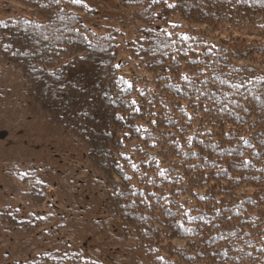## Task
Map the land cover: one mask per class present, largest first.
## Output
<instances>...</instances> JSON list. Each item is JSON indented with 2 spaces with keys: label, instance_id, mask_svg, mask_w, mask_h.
I'll return each instance as SVG.
<instances>
[{
  "label": "trees",
  "instance_id": "trees-1",
  "mask_svg": "<svg viewBox=\"0 0 264 264\" xmlns=\"http://www.w3.org/2000/svg\"><path fill=\"white\" fill-rule=\"evenodd\" d=\"M0 11V264H102L15 255L26 222L7 182L52 164L94 174L147 264H264V0Z\"/></svg>",
  "mask_w": 264,
  "mask_h": 264
},
{
  "label": "rangeland",
  "instance_id": "rangeland-1",
  "mask_svg": "<svg viewBox=\"0 0 264 264\" xmlns=\"http://www.w3.org/2000/svg\"><path fill=\"white\" fill-rule=\"evenodd\" d=\"M20 145L13 150L27 149ZM31 178L23 184L7 182L5 195L14 199L26 222L18 229L25 240L13 244L15 255L24 247L21 256L65 248L102 264H147L142 248L132 237L122 236L117 221L104 211L101 186L93 173L52 164Z\"/></svg>",
  "mask_w": 264,
  "mask_h": 264
},
{
  "label": "snow or ice",
  "instance_id": "snow-or-ice-1",
  "mask_svg": "<svg viewBox=\"0 0 264 264\" xmlns=\"http://www.w3.org/2000/svg\"><path fill=\"white\" fill-rule=\"evenodd\" d=\"M72 2H73V3H77V2H78V0H72Z\"/></svg>",
  "mask_w": 264,
  "mask_h": 264
}]
</instances>
